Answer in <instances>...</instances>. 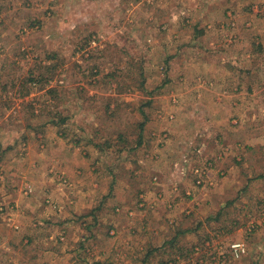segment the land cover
<instances>
[{
  "label": "rangeland",
  "instance_id": "obj_1",
  "mask_svg": "<svg viewBox=\"0 0 264 264\" xmlns=\"http://www.w3.org/2000/svg\"><path fill=\"white\" fill-rule=\"evenodd\" d=\"M9 197L39 264H264V0H0Z\"/></svg>",
  "mask_w": 264,
  "mask_h": 264
},
{
  "label": "crops",
  "instance_id": "obj_2",
  "mask_svg": "<svg viewBox=\"0 0 264 264\" xmlns=\"http://www.w3.org/2000/svg\"><path fill=\"white\" fill-rule=\"evenodd\" d=\"M219 104L221 105L222 101H220ZM67 168L71 169V175L73 176L76 170L73 167H67ZM26 169L28 171L32 170L31 167H27ZM54 192L55 194L57 193V191ZM8 200L9 201L6 203L11 205L9 207V209L11 210L9 213H7L8 215H11L9 219L20 223L21 227L18 231L15 229L14 230L10 229L9 231H7L5 227L4 229L0 227V238L2 242L4 241V244L6 243V241H8L9 243L14 242L13 246H11L12 243L10 246L5 245L6 246L5 252L8 253L7 255H4L5 254L4 252V254H2L4 256L1 255L2 257H0V262L3 261V263L1 264H39V260L41 259V257H46L47 256L46 254L50 252V250H46V252L42 254L43 253L42 246H44V243H46L45 242L46 238H42V236H40L41 231L46 232V230H50V229H43L40 227H36V224L32 225V220L43 217L45 218V221H48L49 219L48 216L52 214V211L50 208L45 206L44 203H39V200L34 197H32L30 200L25 199V197H22L20 199L11 198ZM12 200H16V203H12ZM18 202H21V204H26L27 206L26 209L23 210L21 213H18L16 210H12L15 208L16 205H18ZM39 204L44 205L46 209ZM7 214H4V216L5 217L8 216ZM52 227H53L52 229H55V231L57 230L56 226H52ZM4 236H6L7 238H4ZM21 238H23L25 242H28V244H25L24 242L21 244L20 243ZM49 244L50 243H46L47 247L45 246L44 248H49ZM26 250H30L32 252L24 254Z\"/></svg>",
  "mask_w": 264,
  "mask_h": 264
},
{
  "label": "built area",
  "instance_id": "obj_3",
  "mask_svg": "<svg viewBox=\"0 0 264 264\" xmlns=\"http://www.w3.org/2000/svg\"><path fill=\"white\" fill-rule=\"evenodd\" d=\"M230 248L234 254L239 256L240 254L244 253L246 251V247L244 243L241 242H235L230 245Z\"/></svg>",
  "mask_w": 264,
  "mask_h": 264
},
{
  "label": "trees",
  "instance_id": "obj_4",
  "mask_svg": "<svg viewBox=\"0 0 264 264\" xmlns=\"http://www.w3.org/2000/svg\"><path fill=\"white\" fill-rule=\"evenodd\" d=\"M31 80H34V78H31Z\"/></svg>",
  "mask_w": 264,
  "mask_h": 264
}]
</instances>
